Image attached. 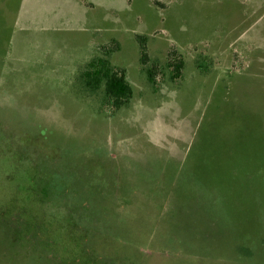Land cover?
<instances>
[{
    "label": "rangeland",
    "instance_id": "obj_1",
    "mask_svg": "<svg viewBox=\"0 0 264 264\" xmlns=\"http://www.w3.org/2000/svg\"><path fill=\"white\" fill-rule=\"evenodd\" d=\"M0 264H264V0H0Z\"/></svg>",
    "mask_w": 264,
    "mask_h": 264
},
{
    "label": "trees",
    "instance_id": "obj_2",
    "mask_svg": "<svg viewBox=\"0 0 264 264\" xmlns=\"http://www.w3.org/2000/svg\"><path fill=\"white\" fill-rule=\"evenodd\" d=\"M137 41L140 46L141 62L145 66L148 80L156 83V69L150 67L147 63L148 42L146 36H138ZM112 43H117L116 41ZM112 45V44H111ZM108 46L103 55L92 58L88 61L82 70L80 77L85 87L92 90H103V103L108 107L121 108L133 96V88L130 84L126 70L115 67L109 59V53L113 51V46ZM171 66L172 64H168ZM175 77L180 74L182 68L181 61L173 63Z\"/></svg>",
    "mask_w": 264,
    "mask_h": 264
}]
</instances>
